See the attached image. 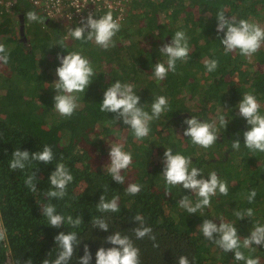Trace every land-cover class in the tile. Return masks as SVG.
<instances>
[{
	"label": "trees",
	"instance_id": "1",
	"mask_svg": "<svg viewBox=\"0 0 264 264\" xmlns=\"http://www.w3.org/2000/svg\"><path fill=\"white\" fill-rule=\"evenodd\" d=\"M127 12L121 20L119 32L113 37L114 47L104 50L92 41L72 38L67 21L48 18L30 0H17L6 8L0 1V43L9 56L0 61V230L6 240L0 241V264H42L54 260L60 251L55 235L75 232L80 243L75 247L68 264H79L87 244L95 264L96 252L114 245L106 237L120 232L128 236L140 250L141 264H178V257L186 255L191 264H245L235 260L234 252H224L213 241L207 240L198 226L204 219L234 224L240 236L245 257L264 264V246L243 247V239L257 223L264 225V152H253L244 145L243 132L251 126L239 115L238 103L244 93H252L264 115V72H255L254 63L264 59V43L251 56L235 50L225 54L217 32L216 14L223 10L226 18L236 17L264 28V0H126ZM35 11L39 22L27 19V12ZM24 14V35L20 39L18 15ZM101 11L97 15L106 14ZM17 22V28L14 22ZM44 21V22H43ZM182 30L188 37L189 60H177L176 71L157 81L153 69L157 62H167L159 48L171 43L175 32ZM63 40L65 48L58 43ZM51 46V47H50ZM79 52L87 58L96 75L84 93H73L78 108L70 118L60 116L54 107L53 82L58 80L57 54ZM216 59L218 68L208 72L205 61ZM116 80L132 84L140 98L139 106L151 114V104L157 96H165L169 109L149 124V134L135 138L129 125L116 113L101 112L104 91ZM228 120L219 125L218 117ZM196 116L201 122L215 121L218 138L210 148H202L184 136L188 127L185 119ZM239 139L240 148L232 142ZM110 144H120L132 154L133 162L121 170L125 182L112 179L104 165L110 163ZM49 145L53 160L45 164L29 160L24 169L12 170V152L19 148L30 153L42 151ZM190 157L191 167L201 170L207 179L211 172L227 182L228 195L218 191L211 204L197 213H188L178 201L188 196L194 204L198 197L182 185L168 186L162 176L164 152ZM64 163L73 176L63 199L49 198L48 177L57 163ZM35 173L32 192L25 184ZM197 178H201L198 176ZM130 183L141 185L140 192L127 194ZM256 190L252 203L247 194ZM110 201L118 197L120 211L101 212L97 208L100 196ZM55 206L65 217L60 228L48 225L41 207ZM253 209L254 215L238 219L235 211ZM151 227L156 237L137 239L134 228L139 223ZM82 218L73 227L67 217ZM104 220L109 228L94 227V221ZM218 237L217 233L213 234Z\"/></svg>",
	"mask_w": 264,
	"mask_h": 264
},
{
	"label": "clouds",
	"instance_id": "2",
	"mask_svg": "<svg viewBox=\"0 0 264 264\" xmlns=\"http://www.w3.org/2000/svg\"><path fill=\"white\" fill-rule=\"evenodd\" d=\"M27 19L32 22H39L38 15L29 11L26 14ZM218 20L217 32H224V37L220 39L224 46L225 54L239 50L242 56L249 57L255 54L264 43V28L258 24L251 23L245 19H237L236 17L226 18L223 10L216 14ZM44 22V21H43ZM121 24L113 18L111 11L107 12L98 19L93 18V14L89 13L86 19L82 21V26L69 28L68 34L75 40L92 41L97 46L104 50L115 46L113 37L119 32ZM65 48L64 41L59 43ZM51 47V46H50ZM159 52L167 56V62H157L153 69V75L159 82L166 78L169 71L175 73L177 60L187 62L189 60V45L188 37L182 30L175 32L172 36L171 43H166L159 48ZM9 59L6 46L0 43V61L7 63ZM57 59L60 60V65L55 72L58 80L54 81V109L56 112L65 118H70L78 108L77 97L73 93H84L92 82L91 77L96 75L90 61L82 56L79 52H68L67 55L61 56L57 54ZM205 68L208 72L215 71L219 62L216 59L206 60ZM132 84H123L119 80L112 83L105 91L103 100L100 103L101 112L116 113L118 117L123 118V123L129 125L135 138L143 139L148 136L150 128L149 124L153 119H159L162 113L169 109L168 100L165 96H157L151 104V114L144 111L142 106H139V96L134 93ZM260 104L252 93H244L242 99L238 103L239 115L244 117L247 124L251 127L243 132L244 145L249 150L256 152H264V115L260 113ZM219 125L226 127L228 120L224 115L218 117ZM188 127L184 131V136L190 137L193 144L202 148H210L216 143L218 138V129L215 121L201 122L196 116L184 121ZM239 139L232 142V148L239 150ZM110 163L104 165L106 171L111 175L112 179L122 184L125 182V177L121 175V170L128 168L133 162L132 154L126 152L120 144H110L109 151ZM34 160L37 162L43 161L45 164L52 162L53 152L49 145H45L42 151L29 152L28 150L21 151L16 148L12 152V159L9 162V167L12 170L24 169L26 162ZM162 176L168 186L182 185L184 189H190L194 192L198 199L193 204L189 197L183 196L178 204L188 213H197L211 204V197L217 194L228 195V185L226 181L221 180L213 171L205 179L201 175V170L197 167H191L192 160L183 154H173L171 148H166L164 152ZM200 176L201 178H197ZM36 178L35 173L27 177L25 184L32 192L37 190L33 183ZM48 180L51 189L47 192L49 198L63 199L66 195L68 184L73 180V176L64 163H57L55 170L50 173ZM141 185L130 183L126 187L127 194L137 195L140 192ZM256 196V190L252 189L247 194V200L252 203ZM97 208L101 212L120 211L118 205V197H113L110 201L105 200L103 195L100 196ZM42 215L47 217L48 225L60 228L65 221V217L57 213L56 208L52 204H47L41 207ZM235 216L238 219L251 217L254 215L253 209L248 208L245 211H235ZM133 219L139 223L138 227L134 228V233L137 239L148 237L153 243V247L159 245L155 243L156 237L152 232V228L144 225L143 217L136 214ZM67 222L76 227L82 222L81 217L73 219L71 215L67 217ZM99 226L100 229L107 231L109 226L102 220L94 221V227ZM198 229L203 233L204 237L213 241L224 252H234L235 260L245 261V264H259V260L252 257H245L244 253L239 251L241 247L240 236L234 224L221 222L219 226L211 219H204L203 223L198 226ZM217 233L218 237L213 234ZM250 236L243 239V247L250 248L253 244L264 246V225L256 224L253 230L250 231ZM106 241L114 245L105 249L100 247L96 252L95 264H141L140 250L134 246L132 240L120 232H114L107 236ZM6 240V231L0 230V241ZM54 240L60 248L56 258L51 262L44 259L42 264H68L72 258L75 247L80 243L75 232L65 233L59 232L55 235ZM92 259L88 245H84V255L79 257V264H89ZM26 264H31L28 259ZM178 264H191L186 255L178 257Z\"/></svg>",
	"mask_w": 264,
	"mask_h": 264
},
{
	"label": "built area",
	"instance_id": "3",
	"mask_svg": "<svg viewBox=\"0 0 264 264\" xmlns=\"http://www.w3.org/2000/svg\"><path fill=\"white\" fill-rule=\"evenodd\" d=\"M6 8L17 0H0ZM33 6L48 18H59L70 25L82 26L89 13L97 19L101 11H111L113 18L121 20L127 12L126 0H30ZM33 12H35L33 10Z\"/></svg>",
	"mask_w": 264,
	"mask_h": 264
},
{
	"label": "water",
	"instance_id": "4",
	"mask_svg": "<svg viewBox=\"0 0 264 264\" xmlns=\"http://www.w3.org/2000/svg\"><path fill=\"white\" fill-rule=\"evenodd\" d=\"M24 14L23 13H19L18 15V29H19V33H20V39L21 40H25L26 37L24 35Z\"/></svg>",
	"mask_w": 264,
	"mask_h": 264
},
{
	"label": "rangeland",
	"instance_id": "5",
	"mask_svg": "<svg viewBox=\"0 0 264 264\" xmlns=\"http://www.w3.org/2000/svg\"><path fill=\"white\" fill-rule=\"evenodd\" d=\"M14 24H15V27H16L17 26L16 25L17 22L15 21ZM254 71L255 72H264V59H262L261 61H256L254 63ZM262 87H264V85Z\"/></svg>",
	"mask_w": 264,
	"mask_h": 264
},
{
	"label": "crops",
	"instance_id": "6",
	"mask_svg": "<svg viewBox=\"0 0 264 264\" xmlns=\"http://www.w3.org/2000/svg\"><path fill=\"white\" fill-rule=\"evenodd\" d=\"M19 30V29H18ZM23 41V40H22Z\"/></svg>",
	"mask_w": 264,
	"mask_h": 264
}]
</instances>
